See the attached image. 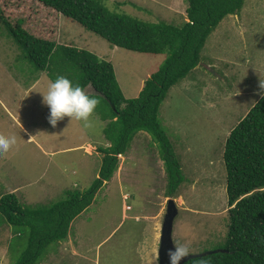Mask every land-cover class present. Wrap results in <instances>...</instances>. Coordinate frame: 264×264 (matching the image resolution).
I'll use <instances>...</instances> for the list:
<instances>
[{"label":"rangeland","instance_id":"obj_1","mask_svg":"<svg viewBox=\"0 0 264 264\" xmlns=\"http://www.w3.org/2000/svg\"><path fill=\"white\" fill-rule=\"evenodd\" d=\"M112 12L147 22L181 25L186 0H99ZM125 2V4H122ZM0 15L38 38L87 48L108 60L125 98H133L165 54L111 45L37 0H0ZM50 81L24 57L0 22V135L17 144L0 155V195L30 205L81 192L99 176L103 122L64 117L55 127L42 94ZM264 0H245L205 41L199 64L167 91L158 120L180 164L183 182L172 197L157 142L139 131L103 181L92 203L71 223L66 240L51 243L35 264H158L160 227L168 199L178 213L172 240L190 253L222 249L227 232L226 173L222 159L232 128L264 88ZM92 92V88H86ZM130 209H127L129 208ZM126 208V209H125ZM25 240L0 214V264H13Z\"/></svg>","mask_w":264,"mask_h":264},{"label":"trees","instance_id":"obj_2","mask_svg":"<svg viewBox=\"0 0 264 264\" xmlns=\"http://www.w3.org/2000/svg\"><path fill=\"white\" fill-rule=\"evenodd\" d=\"M37 1L113 46L165 54V58L137 95L125 98L114 67L105 58L71 43L33 36L21 27V21L12 26L0 15L8 36L38 71H45L50 80L63 75L98 100L92 115L105 122L103 135L109 143L99 148V176L81 192L68 190L62 199L43 205L25 204L15 193L0 195V214L25 240L13 264H35L51 243L66 240L72 221L92 203L103 181L112 177L118 155L128 151L139 131L157 142L167 179L166 195H174L184 176L158 120L159 106L169 88L199 64L205 41L219 22L229 14H238L245 0H186V20L181 25L112 12L99 0ZM88 87L92 92H87ZM222 159L228 206L224 251L191 258L184 264H264V93L229 132Z\"/></svg>","mask_w":264,"mask_h":264},{"label":"clouds","instance_id":"obj_3","mask_svg":"<svg viewBox=\"0 0 264 264\" xmlns=\"http://www.w3.org/2000/svg\"><path fill=\"white\" fill-rule=\"evenodd\" d=\"M261 88H264V83H261ZM41 94L42 103L49 109L48 123L53 127L64 117L83 121L85 126H88L89 117L98 104V100L94 96L87 94L79 84H74L63 75H58L54 80H50L46 91ZM16 144L15 135H0V155L9 152ZM122 155L124 154H119L118 159ZM173 244L174 248L169 249L167 253L169 264H180V261L189 255V247L176 242Z\"/></svg>","mask_w":264,"mask_h":264},{"label":"water","instance_id":"obj_4","mask_svg":"<svg viewBox=\"0 0 264 264\" xmlns=\"http://www.w3.org/2000/svg\"><path fill=\"white\" fill-rule=\"evenodd\" d=\"M177 213H178L177 206L175 205L172 198H169L160 227L159 245L157 251L158 264H169V257L167 253L169 249L174 248V244L172 240V231H173L174 218L176 217ZM218 251H224V249H214L199 253H190L187 257H185L180 261V264H184L187 260L191 258L204 256L212 252H218Z\"/></svg>","mask_w":264,"mask_h":264}]
</instances>
